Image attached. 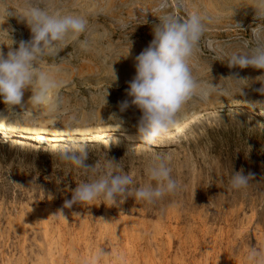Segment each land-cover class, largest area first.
Instances as JSON below:
<instances>
[{
	"label": "rangeland",
	"instance_id": "374dc122",
	"mask_svg": "<svg viewBox=\"0 0 264 264\" xmlns=\"http://www.w3.org/2000/svg\"><path fill=\"white\" fill-rule=\"evenodd\" d=\"M159 3L0 0L14 15L39 6L85 16L89 31L81 39L90 42L88 50L69 42L58 57L37 62L61 82L54 112L30 103L13 110L0 100V264H86L99 248L100 264H250V250L264 251V70L227 65L231 54L256 46L252 32L264 23L255 20L256 0H182L178 10L169 0L181 19L193 12L204 17L207 30L190 67L202 87H215L194 95L168 136L149 145L138 131L140 110L121 112L119 103L131 99L125 90L134 57L153 38ZM30 38L18 16L0 15L5 54L13 41ZM30 95L26 90L25 102ZM82 147L88 164L114 160L115 171L134 177L122 204L97 199L64 207L91 172L59 153ZM157 158L181 187L148 204L131 188L149 183L147 167ZM241 170L254 179L235 190L230 180Z\"/></svg>",
	"mask_w": 264,
	"mask_h": 264
},
{
	"label": "clouds",
	"instance_id": "9594fccd",
	"mask_svg": "<svg viewBox=\"0 0 264 264\" xmlns=\"http://www.w3.org/2000/svg\"><path fill=\"white\" fill-rule=\"evenodd\" d=\"M172 2L177 10L182 7V0ZM171 7L169 0H160L156 11L161 14L158 22L152 26L153 38L134 57L135 75L125 90L131 99L119 103L121 112L132 105L140 110L138 131L144 143L149 145L168 136L177 125L178 115L194 95L199 93L207 96L209 90L215 87L212 83L208 89L202 87L190 67V60L207 30L204 17L193 12L181 19L178 11H169ZM0 15L18 16L31 33L29 40H20L18 43L12 40L6 54L0 48V100L13 110L14 106L27 107L30 103L36 109L44 107L54 112L59 106L56 93L61 82L49 72L38 68L37 62L45 56L58 57L69 42L88 50L89 40L81 39L89 31L88 19L78 14L49 12L39 6L26 7L22 15H14L11 8L0 6ZM255 20L264 22V0H256ZM120 27L126 30L129 25L121 21ZM237 27L243 29L239 24ZM252 37L256 46L247 52L231 54L227 60L229 68L238 66L243 69L251 66L264 70V23L253 30ZM13 44L17 46L12 47ZM130 48L124 58L131 55ZM112 72L116 80L113 67ZM26 90H30L31 95L25 102ZM259 91L264 93L261 89ZM76 119V116L71 117L72 121ZM59 159L86 173L91 172L87 182L76 185L72 190L71 198L64 202L65 208L88 204L97 199L110 201L113 205L119 202L120 205L129 198L134 177L122 170L115 171L114 160L104 166L90 165L87 163V149L83 147L78 152L64 149L60 151ZM147 173V185L131 188V195L135 199L154 204L180 190L179 182L172 176V170L163 158L152 161L147 167ZM233 173L230 184L235 190L246 188L254 179L252 173L244 174L242 170ZM104 255L105 249L99 248L86 264H100ZM247 259L250 264H264V251L252 249Z\"/></svg>",
	"mask_w": 264,
	"mask_h": 264
}]
</instances>
